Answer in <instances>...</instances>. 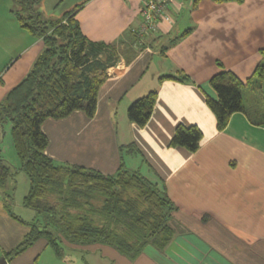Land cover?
<instances>
[{
    "label": "crops",
    "instance_id": "0c3cea01",
    "mask_svg": "<svg viewBox=\"0 0 264 264\" xmlns=\"http://www.w3.org/2000/svg\"><path fill=\"white\" fill-rule=\"evenodd\" d=\"M12 8L11 0H0V20H7L0 31V101L26 76L43 48L40 39L19 27ZM75 8L83 35L112 46L117 60L106 71L92 118L74 112L42 124L46 154L58 163L110 175L120 163L119 147L134 144L138 153L124 152L123 162L139 172L146 169L144 176L163 184L175 207L169 220L173 236L162 250L148 245L135 259L98 244L69 245L62 257H56L42 240L7 259L5 254L29 231L25 223L34 213L28 210L25 217L11 211L22 223L0 200V260L4 264H264V125L234 113L225 129L217 131L205 103V96L215 98L209 86L213 75L224 70L245 81L263 59L264 0H174L167 9L171 23L161 21L155 31L141 36L137 35L142 24L140 0H42L39 5L48 20ZM178 74L188 81L157 82L160 76ZM153 89L157 98L151 117L139 128L127 120L126 110ZM262 92L264 98V84ZM179 124L200 129L202 140L195 153L168 146Z\"/></svg>",
    "mask_w": 264,
    "mask_h": 264
},
{
    "label": "trees",
    "instance_id": "16d2710c",
    "mask_svg": "<svg viewBox=\"0 0 264 264\" xmlns=\"http://www.w3.org/2000/svg\"><path fill=\"white\" fill-rule=\"evenodd\" d=\"M11 1V15L19 27L40 39L43 48L26 76L0 101V134L8 124L11 146L19 161V167L12 170L0 148V200L11 217L25 223L10 210L8 184L11 180L13 185L15 176L23 172L28 190L22 206L34 213L32 221L25 223L29 231L5 257L19 255L38 240L44 241L56 257H62L69 245L109 246L128 259L137 258L148 245L162 250L173 236L169 220L175 207L163 184L124 164V152L138 153L134 144L119 147L120 163L110 175L58 163L46 154L48 140L42 124L74 112L94 116L98 90L107 78V69L117 60L115 49L83 35L75 18L79 7L48 20L39 10L42 0ZM163 81L188 80L178 74L157 79L158 84ZM263 84L264 57L245 81L224 70L211 77L209 86L215 98L205 96V103L215 117L217 131L225 129L234 113H243L254 125H264ZM244 91L249 94L248 103ZM156 98L157 90L153 89L134 100L126 110L127 120L143 128ZM201 140L197 126L179 124L168 146L195 153Z\"/></svg>",
    "mask_w": 264,
    "mask_h": 264
},
{
    "label": "rangeland",
    "instance_id": "374dc122",
    "mask_svg": "<svg viewBox=\"0 0 264 264\" xmlns=\"http://www.w3.org/2000/svg\"><path fill=\"white\" fill-rule=\"evenodd\" d=\"M5 25H7V20L3 19L1 17L0 20V31L2 32L4 30L3 26L5 27ZM7 43L3 44V47L6 46ZM8 52V50H7ZM10 52V50H9ZM3 55V54H2ZM247 94V93H246ZM0 148H1V156L4 159L5 163L7 165H9V167L14 170V168H18L19 167V161L17 159V157L15 156V153L13 151V148L11 146V142H10V135H9V125L5 124L3 127V132L2 134H0ZM142 175H146V169L141 170L140 172ZM15 183H13L11 180L8 181V184L10 185L11 189L9 194H11V201L10 203V210L15 214V215H23L26 217V212H30L28 211V209H25L22 206V198L24 197V195L26 194L27 190H28V180L27 177L25 176V174L23 172H19L16 176H15ZM48 250L49 252H53L51 250V248L48 246ZM52 254V253H51Z\"/></svg>",
    "mask_w": 264,
    "mask_h": 264
},
{
    "label": "built area",
    "instance_id": "2783aa9c",
    "mask_svg": "<svg viewBox=\"0 0 264 264\" xmlns=\"http://www.w3.org/2000/svg\"><path fill=\"white\" fill-rule=\"evenodd\" d=\"M142 24L137 30V35L141 36L148 31H155L161 21L171 23L167 14L169 5L174 0H140Z\"/></svg>",
    "mask_w": 264,
    "mask_h": 264
},
{
    "label": "water",
    "instance_id": "95a60500",
    "mask_svg": "<svg viewBox=\"0 0 264 264\" xmlns=\"http://www.w3.org/2000/svg\"><path fill=\"white\" fill-rule=\"evenodd\" d=\"M0 264H4V259H1L0 260Z\"/></svg>",
    "mask_w": 264,
    "mask_h": 264
}]
</instances>
